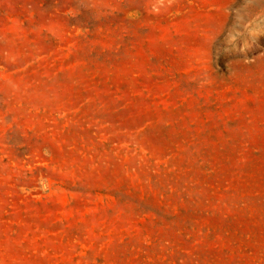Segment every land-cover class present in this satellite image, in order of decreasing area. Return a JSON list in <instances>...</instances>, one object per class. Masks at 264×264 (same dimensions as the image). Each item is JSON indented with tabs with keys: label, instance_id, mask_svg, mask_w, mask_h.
<instances>
[{
	"label": "rangeland",
	"instance_id": "rangeland-1",
	"mask_svg": "<svg viewBox=\"0 0 264 264\" xmlns=\"http://www.w3.org/2000/svg\"><path fill=\"white\" fill-rule=\"evenodd\" d=\"M0 264H264V0H0Z\"/></svg>",
	"mask_w": 264,
	"mask_h": 264
}]
</instances>
